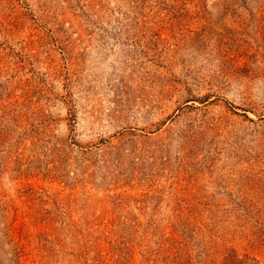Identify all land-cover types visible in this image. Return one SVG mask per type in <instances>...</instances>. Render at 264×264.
Listing matches in <instances>:
<instances>
[{
	"label": "rangeland",
	"instance_id": "obj_1",
	"mask_svg": "<svg viewBox=\"0 0 264 264\" xmlns=\"http://www.w3.org/2000/svg\"><path fill=\"white\" fill-rule=\"evenodd\" d=\"M0 228L19 264H264V0H0Z\"/></svg>",
	"mask_w": 264,
	"mask_h": 264
},
{
	"label": "trees",
	"instance_id": "obj_2",
	"mask_svg": "<svg viewBox=\"0 0 264 264\" xmlns=\"http://www.w3.org/2000/svg\"><path fill=\"white\" fill-rule=\"evenodd\" d=\"M3 237L4 240L1 239L0 241V250L4 251V246H8V250L5 252L6 254L10 255V259L12 260L13 263L19 264L20 259H21V253L17 251L16 248H13L12 241L8 240L7 233L5 232V228L1 229L0 228V237Z\"/></svg>",
	"mask_w": 264,
	"mask_h": 264
}]
</instances>
